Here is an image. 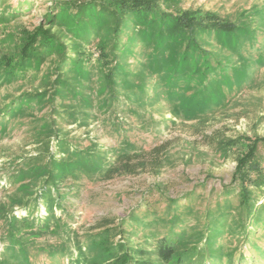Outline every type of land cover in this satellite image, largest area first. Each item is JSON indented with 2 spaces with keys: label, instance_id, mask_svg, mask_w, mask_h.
Instances as JSON below:
<instances>
[{
  "label": "trees",
  "instance_id": "1",
  "mask_svg": "<svg viewBox=\"0 0 264 264\" xmlns=\"http://www.w3.org/2000/svg\"><path fill=\"white\" fill-rule=\"evenodd\" d=\"M51 1L38 26L16 28L7 36L9 50L2 48L5 30L19 12L0 11V86L38 81L34 91L8 99L0 112V135L14 118L49 108L38 123L55 141L54 153L47 145L46 154L17 163L22 182L11 202L26 215L0 216V242L10 256L0 255V264H32L30 251L47 235L55 243L37 251L66 264H246L252 256L247 258L242 245L262 255L252 238L264 227V137L242 135L227 143L239 147L236 165L228 183L209 190L203 206V184L178 198L152 186L145 194H157L163 206L150 200L82 243L71 218H65L66 203L80 193L81 181L153 173L163 163L165 147L141 150L124 140L103 151L93 143L80 149L57 130L62 121L86 125L94 110L109 113L115 128L122 123L117 114L142 123L145 108L162 102L173 118L203 122L228 104L232 92L253 84L255 72L264 67V33L255 20L261 9L220 17L181 10L176 0ZM50 26L71 31L73 38L64 41ZM95 42L92 61L86 47ZM39 206L44 214L35 217ZM138 231L144 246H131ZM223 235L235 238L236 246L225 250L219 243Z\"/></svg>",
  "mask_w": 264,
  "mask_h": 264
},
{
  "label": "rangeland",
  "instance_id": "2",
  "mask_svg": "<svg viewBox=\"0 0 264 264\" xmlns=\"http://www.w3.org/2000/svg\"><path fill=\"white\" fill-rule=\"evenodd\" d=\"M51 2V0H0V11L10 7L18 9L19 12L15 20H10L11 23L8 25L10 29L5 30L2 48L11 49L7 36L12 31L16 32V28L32 30L38 26L44 14L49 11ZM176 3L181 10L202 9L214 12L220 17H232L242 10L258 7L262 12L255 19L256 27L264 33V0H176ZM48 27L47 24L44 26ZM50 28L66 42L73 38L71 31L66 32L56 26ZM262 37L264 38V34ZM95 44L96 42L86 47L87 52L92 55L90 59L92 61L97 57ZM46 66L47 64H44L41 70L44 71ZM37 84L38 81H25L0 86V112L9 102L8 99L17 97L22 92L34 91ZM229 96H232V99L228 104L203 122H185L173 118L169 114L168 105L163 102L145 108L142 123L136 122L126 113L117 114L118 120L122 121L117 128L112 125V120L115 119H109V113H96V110L90 113L94 116L93 119L92 117L85 119L86 125L78 123L66 125L62 121L58 132L63 133L62 137L71 140L72 144L80 149L93 143L103 151L117 147L124 140L141 150H149L156 146L165 147L163 163L153 173L118 176L109 180H99L95 177L91 180L87 178L82 180L80 193L69 197L65 208L68 214L65 218H71L74 236H79L83 243L89 240L87 237L90 234L116 226L130 210H142L150 200L151 205L163 206L157 194L154 196L145 194L152 186H161L170 198H178L194 190L195 186L203 184L206 189L199 201L203 206L209 190L217 191L221 184L228 183L236 165L239 147L227 146V143L236 141L242 135L264 137V67L255 72L253 84L240 92H232ZM49 111V108H45L41 112L34 111L28 115L18 116L7 124L5 132L0 135V216L4 212H13L15 216L26 215L25 210L12 206L11 202V199L18 196L22 182L20 178L17 179V163L39 153L46 154L44 148L47 145L51 153L55 152L54 137L50 132L41 130V123H38L42 115L50 114ZM140 113L143 114L141 111ZM78 119V122L82 121V114ZM39 212L34 213V216L43 215V207L39 206ZM54 212L56 216H60V211ZM2 233L0 227V235ZM140 237L141 233L138 231L137 236L132 237L130 245L144 246ZM252 240L260 251L264 252V227L257 229ZM55 241V237L51 235L37 239L35 248L30 251L32 264H66V259L53 261L37 251L39 245L52 244ZM219 243L224 245L225 250L236 246L235 238L226 235L222 236ZM5 249L4 244L0 242V255L3 259L9 260V252ZM240 250L246 253L247 258L252 256L246 264H264L262 256L264 253L261 255L259 251L245 245L240 246Z\"/></svg>",
  "mask_w": 264,
  "mask_h": 264
}]
</instances>
